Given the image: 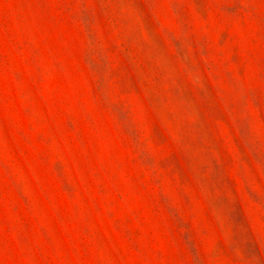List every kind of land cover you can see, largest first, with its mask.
Segmentation results:
<instances>
[{"label":"rangeland","instance_id":"rangeland-1","mask_svg":"<svg viewBox=\"0 0 264 264\" xmlns=\"http://www.w3.org/2000/svg\"><path fill=\"white\" fill-rule=\"evenodd\" d=\"M0 264H264V0H0Z\"/></svg>","mask_w":264,"mask_h":264}]
</instances>
